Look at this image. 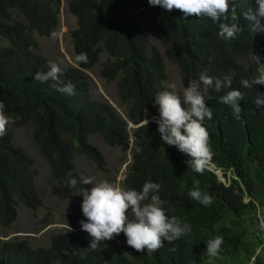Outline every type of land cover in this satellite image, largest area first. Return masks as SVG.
<instances>
[{
    "label": "trees",
    "instance_id": "trees-1",
    "mask_svg": "<svg viewBox=\"0 0 264 264\" xmlns=\"http://www.w3.org/2000/svg\"><path fill=\"white\" fill-rule=\"evenodd\" d=\"M66 2L77 24L71 32L76 66H60V79L75 86L74 95L57 91L54 81L34 78L38 71L49 70L38 39L51 38L58 30L62 0H0L4 114L17 128H32L61 199L70 200L81 188L91 187L80 183L83 176L77 172L76 158L86 157L104 170L105 159L92 143L99 138L121 154L131 152L122 186L140 190L148 180L160 184L157 194L166 214L189 224L191 232L171 243L164 241L151 253L128 246L123 233L116 235L123 251L112 239L93 249L92 238L82 231L54 234L41 247L29 236H17L0 240V264H264V243L257 229L258 214H264V108L254 103L264 85H241V80H251L257 73L253 54L264 63V31H254L244 19L249 8H258L256 0H236L242 31L229 40L218 36V24L209 18L185 19L178 10L150 6L148 0ZM231 15L230 11L228 20L221 22L231 23ZM143 24L154 33L162 52L151 43ZM80 53L87 54L86 63L77 61ZM168 62L176 66L185 87L199 82V73L206 69L212 77L230 78L231 89L243 94L237 119L230 106L219 102L230 89L205 92L213 117L203 124L213 155L202 173L192 169L185 153L161 139L155 121L140 126L159 116L154 97L167 89ZM89 73L107 85L115 84L123 114L110 103L93 99ZM6 128L0 137V225L10 228L21 208L36 212L42 200L33 161L14 144L13 130ZM70 178L77 179L76 187L68 186ZM197 184L210 196L209 204L189 196ZM216 237H222L223 244L216 256H209L206 243Z\"/></svg>",
    "mask_w": 264,
    "mask_h": 264
},
{
    "label": "clouds",
    "instance_id": "clouds-1",
    "mask_svg": "<svg viewBox=\"0 0 264 264\" xmlns=\"http://www.w3.org/2000/svg\"><path fill=\"white\" fill-rule=\"evenodd\" d=\"M150 6H160L166 11L178 10L185 19L189 17L209 18L218 24V36L225 39H234L242 31L237 22L236 0H148ZM258 8H249L244 13V19L250 22L251 28L256 32L264 31L261 19H264V0H256ZM231 11V23L221 22L228 20ZM258 70L249 79L241 80V85L251 88L254 85H264V63L258 55L253 54ZM77 61L86 63V53H80ZM62 69L54 62H49V70L35 73V80L40 82L54 81L52 85L57 91L68 95L75 94V86L70 82L64 84L60 76ZM198 81H190L184 87L182 95L174 90H162L156 93L154 104L158 106V117L153 120L158 125L161 139L168 145L176 146L185 153L190 160V166L197 173L205 170L212 158L209 133L204 126L205 118L211 120L212 108L208 107L205 99L207 90L226 91L219 102L228 105L237 119L240 118L242 108L239 101L243 94L238 89H231L230 78L212 77L207 70L199 73ZM203 86V91L201 90ZM172 89L174 85L170 86ZM254 103L264 108V92H259ZM5 105L0 101V137L7 132L8 117L4 114ZM137 152L141 149L137 148ZM69 187H76V178H70ZM85 186L80 189L79 195L83 197L81 210L85 220L80 221L81 230L87 232L92 238L90 247L95 249L100 242L111 240L115 235L123 233L126 243L138 252H155L163 247L164 241L173 242L191 232V226L182 223L176 216L169 217L163 207V201L158 196L161 185L151 180L146 181L140 190L124 187L116 182L102 180L93 182L89 177L80 180ZM189 196L201 204H209L211 198L200 187L194 185ZM130 213V214H129ZM68 232L74 229L67 224ZM223 244L222 237L210 239L206 243L209 256H216Z\"/></svg>",
    "mask_w": 264,
    "mask_h": 264
},
{
    "label": "rangeland",
    "instance_id": "rangeland-1",
    "mask_svg": "<svg viewBox=\"0 0 264 264\" xmlns=\"http://www.w3.org/2000/svg\"><path fill=\"white\" fill-rule=\"evenodd\" d=\"M62 4L60 26L56 33L51 38L38 39L40 53L49 62H54L59 67L76 66L73 58L71 32L76 29L77 24L75 18L68 14L66 10V0H62ZM143 28L151 43L159 50L161 49L162 52L154 33L145 24H143ZM167 64L168 81L166 88L182 95L185 86L182 84L179 71L170 62ZM89 75L93 99L108 102L119 113L123 114L117 103L115 84H105L97 78L95 73H89ZM172 85L175 86L174 89L170 87ZM201 90L203 91L202 87ZM154 110L159 114L157 105L154 106ZM7 126L14 132V144L27 153L33 161L36 172V188L42 200V207L36 212L21 208L16 222L10 228L0 225V240L6 241L12 237L29 236L32 243L41 247L46 244L52 235L67 231V224L74 231H82L80 221L85 220L86 222L81 210L83 197L79 193L73 195L70 200L58 197L56 195V183L52 179L50 170L35 144L32 128H17L10 121ZM92 143L103 155L105 159L104 170L107 172L99 169L90 159L83 156L76 158L74 161L77 172L83 177L91 178L94 183L107 180L119 183L122 186L132 161L131 152L121 154L118 150L107 147L99 138H94ZM222 180L225 181L223 176ZM37 228L41 229L36 234L35 230ZM82 233H85V231H82ZM112 241L116 249L124 250L122 243L117 241L116 235Z\"/></svg>",
    "mask_w": 264,
    "mask_h": 264
},
{
    "label": "built area",
    "instance_id": "built-area-1",
    "mask_svg": "<svg viewBox=\"0 0 264 264\" xmlns=\"http://www.w3.org/2000/svg\"><path fill=\"white\" fill-rule=\"evenodd\" d=\"M257 229L264 243V214L261 212H259L258 218H257Z\"/></svg>",
    "mask_w": 264,
    "mask_h": 264
},
{
    "label": "water",
    "instance_id": "water-1",
    "mask_svg": "<svg viewBox=\"0 0 264 264\" xmlns=\"http://www.w3.org/2000/svg\"><path fill=\"white\" fill-rule=\"evenodd\" d=\"M145 124H146V122L142 123L140 126H143ZM216 174L219 176L220 180L223 181L221 173L220 172H216Z\"/></svg>",
    "mask_w": 264,
    "mask_h": 264
}]
</instances>
